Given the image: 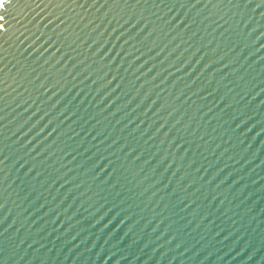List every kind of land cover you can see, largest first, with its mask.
Masks as SVG:
<instances>
[{"label":"water","instance_id":"1","mask_svg":"<svg viewBox=\"0 0 264 264\" xmlns=\"http://www.w3.org/2000/svg\"><path fill=\"white\" fill-rule=\"evenodd\" d=\"M0 16V264H264V0Z\"/></svg>","mask_w":264,"mask_h":264},{"label":"snow or ice","instance_id":"2","mask_svg":"<svg viewBox=\"0 0 264 264\" xmlns=\"http://www.w3.org/2000/svg\"><path fill=\"white\" fill-rule=\"evenodd\" d=\"M0 17H2V16H0ZM4 26H3V24H0V29H2Z\"/></svg>","mask_w":264,"mask_h":264}]
</instances>
